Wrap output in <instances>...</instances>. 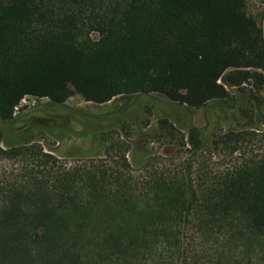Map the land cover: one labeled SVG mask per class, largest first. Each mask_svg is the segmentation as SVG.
Masks as SVG:
<instances>
[{
	"label": "trees",
	"instance_id": "trees-1",
	"mask_svg": "<svg viewBox=\"0 0 264 264\" xmlns=\"http://www.w3.org/2000/svg\"><path fill=\"white\" fill-rule=\"evenodd\" d=\"M70 87L95 104L147 93L190 110L239 89L241 129L215 142L239 156L199 162L203 132L186 141L166 118L161 139L191 149L173 168L131 163L121 144L109 163L68 165L15 126L23 100L62 104ZM263 90L247 0H0V122L23 139L0 145V264H264V116L250 102Z\"/></svg>",
	"mask_w": 264,
	"mask_h": 264
},
{
	"label": "rangeland",
	"instance_id": "rangeland-1",
	"mask_svg": "<svg viewBox=\"0 0 264 264\" xmlns=\"http://www.w3.org/2000/svg\"><path fill=\"white\" fill-rule=\"evenodd\" d=\"M247 6L249 14L264 32V0H247ZM228 89L235 101L214 104L205 112L204 109L190 110L182 106L176 109L158 94L120 96L106 104H95L84 101L77 89L70 87L68 98L62 104L32 97L23 100L16 110L15 128L68 165L74 164L72 157L84 155L109 163L111 158L106 154L109 144H121L131 163L148 158L154 166L173 168L189 158L191 149L161 139L160 121L169 118L179 130V135L186 136V141L190 127L200 129L211 150L204 153L199 162L207 160L214 168L224 170L231 168L239 155L226 157L219 152L216 138L228 130L241 129L237 120L245 108L243 100L246 98L239 89ZM245 89L249 91L252 87L246 85ZM257 96L260 103L256 100L250 102L255 103L264 116V90ZM261 127L264 130V124ZM3 128L0 122L2 147L6 148V143L23 141L10 134L15 132L11 128H6L5 132ZM102 135L109 140L108 143L101 138Z\"/></svg>",
	"mask_w": 264,
	"mask_h": 264
},
{
	"label": "water",
	"instance_id": "water-1",
	"mask_svg": "<svg viewBox=\"0 0 264 264\" xmlns=\"http://www.w3.org/2000/svg\"><path fill=\"white\" fill-rule=\"evenodd\" d=\"M150 95H151V94L143 93V94H140L139 96H150ZM181 106L184 107V108H187L186 105H181ZM203 109H204V111L206 112L207 107L205 106Z\"/></svg>",
	"mask_w": 264,
	"mask_h": 264
}]
</instances>
